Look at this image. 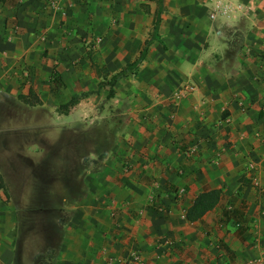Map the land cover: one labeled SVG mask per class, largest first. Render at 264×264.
<instances>
[{
  "label": "crops",
  "instance_id": "crops-1",
  "mask_svg": "<svg viewBox=\"0 0 264 264\" xmlns=\"http://www.w3.org/2000/svg\"><path fill=\"white\" fill-rule=\"evenodd\" d=\"M57 2L0 0V118L15 106L30 117L17 131H42L49 117L80 139L76 153L67 142L48 157L52 144L19 136L14 150L27 164L50 159L41 175H60L67 199L51 206L55 243L36 251L0 190V264H264V0H162L143 60L110 98L99 83L138 57L156 2ZM30 92L34 106L18 99ZM9 170L15 190L37 185L36 172L1 164L2 180ZM211 190L217 205L189 222Z\"/></svg>",
  "mask_w": 264,
  "mask_h": 264
},
{
  "label": "rangeland",
  "instance_id": "rangeland-1",
  "mask_svg": "<svg viewBox=\"0 0 264 264\" xmlns=\"http://www.w3.org/2000/svg\"><path fill=\"white\" fill-rule=\"evenodd\" d=\"M7 112L8 113L5 117L0 118L2 123L1 127L3 129V133L0 135V166L2 164L4 167L14 169L17 172L23 170L32 172V174L33 172L34 174L36 172L35 182H37V185L32 189L33 191L31 190L29 192L15 190L13 180L14 174L10 170L6 171L10 174H6V177H4L5 179L3 178L4 181L6 180L5 182L2 180L5 189V193L1 190L4 197V204L16 207V209L13 208L18 220V226L15 227V233L20 232V238L23 241V246L27 245L30 241V246H32L34 250H44L49 246V244L53 245L55 243V236L58 235V226L55 223V218L60 214V212L57 208L51 206H54L56 203L59 204L58 202L63 201V199H67L65 190L63 189V178L61 179V176L56 175L55 173H52L51 175L49 173L45 176L41 175V173L46 170L51 171V167L49 165L50 159L43 158L46 160H43L42 163H39V159L37 160V163L34 162L33 159H31V162L29 159L27 160V164L26 160L23 159L25 156L18 154L14 148H17L20 145L18 138L21 135L23 145H28L25 143L27 140L29 141L30 146L34 145V141L36 140H42V142L47 146L52 144L53 148H48L47 150L48 157L55 153L59 154L60 146L65 147L67 142H69V150L67 151H69L68 154L72 155L77 152L80 139L73 137L74 135H68L64 129L63 122L61 123L60 121H56L54 119L53 124H50L49 117L46 118V121H42V131L40 130L37 132L26 129L19 132L17 131L18 126H21L23 121H28L30 119L28 112L18 109L15 106H11ZM32 116H34V114ZM40 118V114H37L36 119L40 121ZM31 119L35 120L33 117ZM26 125L28 126V123H26ZM50 125H52V128H50ZM28 127L32 129V127ZM106 138L107 134L102 133L101 140L103 141ZM50 139L52 143H50ZM44 141H46V143ZM63 151L65 154L67 153L66 148H64ZM62 161L64 163V160ZM59 163V161H52V165L56 166V168L59 167ZM68 182L72 186L76 185V179L73 176H70ZM76 194L77 192L74 190L68 191L70 199H73ZM42 203H46L48 207L40 206ZM29 219L32 222H28ZM48 236L54 237L49 243H47L50 239ZM28 248L21 247L22 253H25L24 251H28Z\"/></svg>",
  "mask_w": 264,
  "mask_h": 264
},
{
  "label": "trees",
  "instance_id": "trees-1",
  "mask_svg": "<svg viewBox=\"0 0 264 264\" xmlns=\"http://www.w3.org/2000/svg\"><path fill=\"white\" fill-rule=\"evenodd\" d=\"M157 5L155 19L152 24V34L150 35L149 39L145 41L143 48L141 49L138 57L130 62L127 63L123 68H121L118 72L113 74L109 79H104L99 83V86L108 85L110 87L108 91L107 98H110L113 96V90L112 87L114 84L121 78L127 77L131 75L135 69L138 67V65L143 60L145 51L147 46L149 45L151 39L153 38L154 32L157 29V25L159 22V14L163 10L162 0H154ZM55 78V75H54ZM55 81V79H54ZM30 96L24 97V96H18V99L21 100L26 105L34 106L38 104V100L33 96V94L30 92ZM77 97L72 98L70 101H68L66 104L61 105L58 107V111L60 113L66 112L68 106L72 105L76 101ZM0 190H3L5 193L4 185L2 183V178L0 176ZM220 199V191L219 190H211L208 192H202L200 193L195 200L193 201L192 205L187 209L186 211V219L189 222H194L196 220H199L206 212L212 210L218 203Z\"/></svg>",
  "mask_w": 264,
  "mask_h": 264
},
{
  "label": "built area",
  "instance_id": "built-area-1",
  "mask_svg": "<svg viewBox=\"0 0 264 264\" xmlns=\"http://www.w3.org/2000/svg\"><path fill=\"white\" fill-rule=\"evenodd\" d=\"M58 0H46V3L47 5H49L50 7H53L55 9H60L61 7L59 6V2H57ZM193 90V87L192 86H187L184 88V92H191ZM194 152V149H189L188 150V154H191ZM247 170H249L250 172H252V182L255 184L256 183V176H255V171H256V165L255 163L253 162H248L247 165ZM154 186H157V184L154 182L153 183ZM156 210L161 213V214H164V213H167L168 212V208L165 207L164 205H158L156 207ZM241 264H263L261 262H257V261H246V262H243Z\"/></svg>",
  "mask_w": 264,
  "mask_h": 264
}]
</instances>
